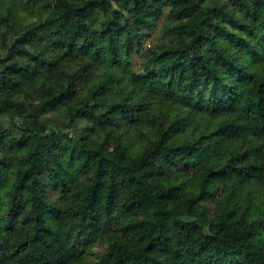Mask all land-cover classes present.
Listing matches in <instances>:
<instances>
[{
	"label": "trees",
	"instance_id": "1",
	"mask_svg": "<svg viewBox=\"0 0 264 264\" xmlns=\"http://www.w3.org/2000/svg\"><path fill=\"white\" fill-rule=\"evenodd\" d=\"M100 239L97 264H264V0H0V264Z\"/></svg>",
	"mask_w": 264,
	"mask_h": 264
},
{
	"label": "rangeland",
	"instance_id": "2",
	"mask_svg": "<svg viewBox=\"0 0 264 264\" xmlns=\"http://www.w3.org/2000/svg\"><path fill=\"white\" fill-rule=\"evenodd\" d=\"M26 2V0H24ZM28 11L21 10L18 12L17 17L15 18V23L21 24L29 21V15ZM159 41V32H157V29L148 30L146 32V35H144V44L145 46H151ZM70 63V62H69ZM219 200L220 197H210L207 200L203 202V205L208 211V215L210 218L214 217L219 209ZM188 220H192V218H186ZM208 231V230H207ZM109 242L107 240H97L95 242H92L89 244L88 249L85 253V257L87 259L86 264H97V262L100 260L101 256L103 255V252L107 249Z\"/></svg>",
	"mask_w": 264,
	"mask_h": 264
}]
</instances>
